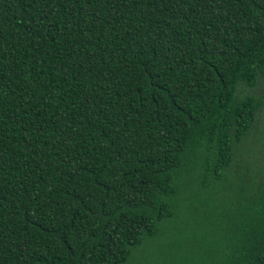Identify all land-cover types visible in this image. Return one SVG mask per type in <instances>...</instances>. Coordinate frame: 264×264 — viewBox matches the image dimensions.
Instances as JSON below:
<instances>
[{
	"label": "trees",
	"instance_id": "16d2710c",
	"mask_svg": "<svg viewBox=\"0 0 264 264\" xmlns=\"http://www.w3.org/2000/svg\"><path fill=\"white\" fill-rule=\"evenodd\" d=\"M260 84L264 0H0V264H264Z\"/></svg>",
	"mask_w": 264,
	"mask_h": 264
},
{
	"label": "rangeland",
	"instance_id": "374dc122",
	"mask_svg": "<svg viewBox=\"0 0 264 264\" xmlns=\"http://www.w3.org/2000/svg\"><path fill=\"white\" fill-rule=\"evenodd\" d=\"M260 87H263L264 86V84H260L259 85ZM247 92V91H246ZM255 92L253 91V93L252 94H254ZM242 95V94H241ZM260 122H262L261 120H260ZM152 243H151V245H148V247H146L145 249H144V251H143V258H145V256H146V254H147V252H148V250H150L151 249V247H152ZM142 257V252H141V254H140V258Z\"/></svg>",
	"mask_w": 264,
	"mask_h": 264
}]
</instances>
